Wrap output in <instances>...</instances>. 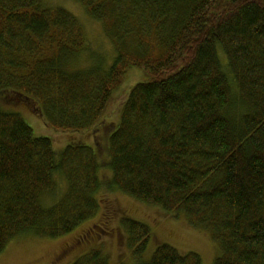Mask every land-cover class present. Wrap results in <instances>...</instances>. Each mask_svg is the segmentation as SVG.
<instances>
[{"label": "trees", "instance_id": "1", "mask_svg": "<svg viewBox=\"0 0 264 264\" xmlns=\"http://www.w3.org/2000/svg\"><path fill=\"white\" fill-rule=\"evenodd\" d=\"M73 1L113 43L110 68L71 72L86 47L72 13L0 0V94L37 105L52 129L84 131L128 70H141L146 80L131 88L108 140L112 185L208 231L219 248L213 264H264V0ZM98 170L91 147L57 156L49 138L0 110V253L16 236L57 239L94 218ZM120 226L140 259L150 228L127 217ZM72 264L108 262L95 251ZM139 264L202 260L162 244Z\"/></svg>", "mask_w": 264, "mask_h": 264}, {"label": "rangeland", "instance_id": "2", "mask_svg": "<svg viewBox=\"0 0 264 264\" xmlns=\"http://www.w3.org/2000/svg\"><path fill=\"white\" fill-rule=\"evenodd\" d=\"M43 5L60 7L72 13L84 30L86 47L72 60L71 72L95 73L110 68L116 51L100 22L92 19L73 0H43ZM219 58L227 71L222 50ZM144 80L146 76L141 70L129 69L101 118L84 131L52 129L39 114L37 105L10 91L0 94V110L19 114L35 137L49 138L57 156L68 145L91 147L99 164L101 185L97 193L99 212L94 218L57 239L39 238L32 234L16 236L0 253V264H72L81 256L95 251L100 252L108 264H139L148 261L156 247L162 244L175 248L181 254L194 252L200 256L202 264L214 263L219 256V248L208 231L194 228L183 216H173L159 207L138 202L112 185L108 140L119 126L121 110L131 88ZM233 91L234 94V86ZM60 184L63 187L61 181ZM43 200L44 206H50L54 199L46 196ZM125 217L145 224L151 230L150 242L140 259H136L127 246L126 235L120 226L121 219Z\"/></svg>", "mask_w": 264, "mask_h": 264}]
</instances>
